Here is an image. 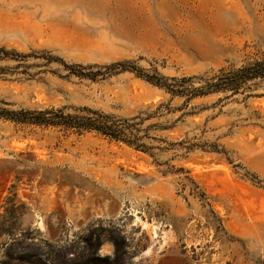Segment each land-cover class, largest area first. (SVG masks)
<instances>
[{
  "label": "rangeland",
  "instance_id": "374dc122",
  "mask_svg": "<svg viewBox=\"0 0 264 264\" xmlns=\"http://www.w3.org/2000/svg\"><path fill=\"white\" fill-rule=\"evenodd\" d=\"M0 48L26 56H0V108L136 118L146 147L0 118V264L3 232L96 264H264V82L187 100L105 69L246 66L264 56V0H0Z\"/></svg>",
  "mask_w": 264,
  "mask_h": 264
},
{
  "label": "trees",
  "instance_id": "16d2710c",
  "mask_svg": "<svg viewBox=\"0 0 264 264\" xmlns=\"http://www.w3.org/2000/svg\"><path fill=\"white\" fill-rule=\"evenodd\" d=\"M0 56L4 58L19 59L26 56L14 51H8L0 48ZM48 61L59 63L70 74L81 78L95 79L99 75L98 71L93 72L92 67H82L67 65L59 58H46ZM106 70L130 71L138 77L144 78L152 85L163 89L171 96L185 97L192 100L197 97L208 96L217 93H229L232 96L244 94L251 90L252 83L264 82V56L246 66L224 70L199 77H182L167 78L159 74L147 75L130 62H117L105 67ZM80 114L66 113L64 108L61 109H43V110H8L0 108V118L17 124H28L43 127L60 128L64 131H73L77 134L83 132H95L111 140L122 142L137 150L146 149L139 136L140 122L136 123L135 119L117 118L111 114H106L97 110L82 107L76 108ZM11 240V246L5 254L8 260L2 264H96L99 259L94 255H87L75 260L67 259L68 250L63 247H50L48 252L35 249L27 241L30 239L25 233H21L19 237L13 236L8 232H3ZM117 251H120V243L114 240ZM16 246V247H13ZM75 254V253H74ZM107 264H120L119 259L115 258L109 261L104 259Z\"/></svg>",
  "mask_w": 264,
  "mask_h": 264
}]
</instances>
